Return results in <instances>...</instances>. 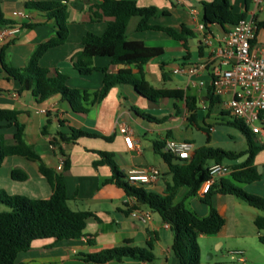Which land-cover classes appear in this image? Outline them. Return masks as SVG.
Here are the masks:
<instances>
[{
    "label": "crops",
    "instance_id": "1",
    "mask_svg": "<svg viewBox=\"0 0 264 264\" xmlns=\"http://www.w3.org/2000/svg\"><path fill=\"white\" fill-rule=\"evenodd\" d=\"M26 1L28 0H1L0 2L4 19L38 22L32 27L19 26L17 33L6 36L0 42V50L3 46L5 47L4 62L13 67L25 66L36 46L55 33L54 20L46 18L42 12L25 8ZM40 1H61L66 5L68 36L64 43L47 49L39 58V64L47 67L50 74L60 72L67 76V85L77 90L78 100L85 111L72 110L69 102L58 94L42 102H36L31 91H19L18 82L6 77L1 64L0 107L19 111L18 120L24 124L25 140L34 146L48 167L58 171L62 167L60 161L65 157L69 160V167L63 172L68 205L73 210L92 211L100 221L88 219L83 231L84 235L79 238L61 241H54L53 238L34 240L28 250L18 254L17 260L21 264H178L170 250L173 238L171 229L165 228L159 215L144 204L142 205L144 208L150 209L149 221L142 223L131 217L125 202L127 195L124 190L114 182H106V179L111 176L110 167L106 164L93 166L92 162L99 158L97 151H107L114 154L118 168L125 174L131 169L155 166L160 172L158 179L144 186L158 194L166 193L172 175L166 162L154 151L153 141L183 137L181 133L188 130L185 129L188 121L186 113L179 106L181 102L170 98L149 100L137 93L130 84L112 87L101 101L96 102L103 73L116 72L123 65L111 63L108 57L96 56L93 58L94 70L90 74L83 75L73 67L72 57L82 48L84 35L88 32L101 34L105 29L106 21L111 17L102 14L98 7L100 0ZM201 1L210 0H135L140 7L155 6L157 8L158 14L149 20L150 23L176 29H180L181 24L189 27L193 34L187 37V50L181 40H176L162 31L135 30L137 17L130 19L126 35L128 39L141 40L148 46H160L163 49L162 55L153 58L143 66L145 79L150 85L157 88H182L188 94L200 97L196 103L198 109L200 107L207 109L209 102L204 88L199 89L191 84L195 90L190 92L188 78L185 81L180 80L184 75L176 74L178 79L171 72L172 66L176 63H195L206 60L212 48L220 44V38L225 34L217 25H211L209 30L205 27L203 30L196 27L198 22H202ZM228 2L234 13L245 12L246 15L253 13L257 22L264 21V1L258 6H255L251 0H228ZM192 8L196 11L194 15L190 13ZM20 13L27 14L29 18H22ZM2 27L0 26V29ZM225 28L229 29L227 26ZM205 32L215 36L213 47L201 43V37ZM255 41L258 45L264 46V24L258 27ZM192 52H197L196 60H192ZM131 71L135 73L137 69L131 67ZM201 76L207 78L206 73H202ZM227 97L228 95L218 97L219 102L208 108V111L210 113L216 111L217 114L224 115L226 110L222 107V103ZM174 103L179 107L178 110L174 108ZM154 104L169 107L170 111L167 114L155 115L150 112ZM41 109H46V112H41ZM141 112L150 113L156 117H168L162 123H155L140 116ZM5 125L6 123H0V132L6 139H11L14 127ZM121 125H127L131 131L133 142L131 148L126 146L123 134L120 132ZM44 127L46 134L42 132ZM69 127L112 136V139L83 137L75 143L64 142L59 139L58 133L69 134ZM209 128L212 129H209L208 141L212 139V132L215 133L212 126ZM54 137L57 138L55 145L50 143ZM188 140L193 144L192 138ZM255 140L257 145L264 143V134L255 135ZM58 147H61L63 153ZM195 148L197 147L193 144L191 153ZM245 158L246 156H242L233 163L242 162ZM213 162V160L206 161L205 167ZM253 164L260 178L251 183H245L242 187L250 193L264 197V147L254 155ZM15 169L26 172L27 178L14 179L11 173ZM219 178L217 177L215 181ZM0 189L8 194H20L30 198H47L51 194V188L38 171L37 163L19 155L6 156L3 159L0 165ZM188 189L187 186H180L174 201H182L199 215H207L209 207L200 200L203 193L198 190L197 193L189 195ZM214 205L225 218V224L218 233L206 236H211L217 246L233 245V248L229 249L230 254L232 250L241 249L246 261L249 259L253 264H261L264 258V246L259 242L258 235L264 231L258 230L253 222L255 216L261 213L260 210L231 194H216ZM201 236L204 235L198 234V239ZM231 239H235L236 242L231 244ZM148 242L151 244L149 251L153 255L152 261L123 257L121 261L96 263L85 261L83 256L123 244L146 247ZM200 261H203L201 247Z\"/></svg>",
    "mask_w": 264,
    "mask_h": 264
},
{
    "label": "trees",
    "instance_id": "2",
    "mask_svg": "<svg viewBox=\"0 0 264 264\" xmlns=\"http://www.w3.org/2000/svg\"><path fill=\"white\" fill-rule=\"evenodd\" d=\"M1 2V0H0ZM202 22L209 30L211 25L219 26L223 32L231 27L240 18L246 16L245 12L234 13L228 0L201 1ZM98 7L102 14L111 17L106 21L105 29L101 34L88 32L82 38V48L72 57V65L83 75L94 70L93 58L105 56L113 64H122L116 72L105 71L102 76V85L96 97V102L101 101L108 91L119 84H130L134 90L145 98L155 101L160 98H170L184 103L187 113L186 120L189 124L197 125V96L188 94L182 88L154 87L145 79L143 66L153 58L163 53L160 46H148L141 40L128 39L126 30L132 17L138 21L135 30H158L170 37L181 40L187 50V37L192 36V31L185 24L180 29L160 24H152L149 20L157 16L155 6L140 7L135 0H100ZM25 8L42 12L46 18H52L55 24L54 35L46 41L39 43L32 53L29 61L23 67H13L4 62L3 46L0 50L1 68L8 79H14L19 84V91L29 90L36 102H42L48 97L58 94L67 100L74 111L84 112L78 100L77 90L67 85V76L56 72L50 74L49 69L39 64V58L49 48L65 42L68 36L67 9L61 1L28 0ZM164 13V12H163ZM38 22H17L6 20L0 8V26L18 25L32 27ZM263 22H258V27ZM131 67L137 71L133 73ZM206 98L211 108L219 102L218 96L211 93L210 86L204 87ZM174 108L178 106L174 103ZM17 109L0 107V123L13 126L14 132L11 139H6L0 132V165L6 156L19 155L30 161H35L38 171L44 176L51 188L47 198H30L20 194H8L0 189V202L9 209L0 211V264H21L18 254L28 250L32 242L42 238H53L54 241L75 239L84 235V228L88 219L100 221L98 216L89 210H73L68 205V197L64 182L63 172L69 167V160L63 159L60 170L55 171L48 167L34 146L24 137V124L18 120ZM143 118L162 123L168 116L156 117L150 113H139ZM232 125L236 126L245 135L248 147L240 152L226 151L221 148L199 146L187 158L177 157L164 149L163 140H154L153 149L168 165L172 175L171 183L167 185L164 194H158L145 188V184H134L127 180V175L121 171L114 159V154L107 151H97L99 158L92 162L93 166L106 164L110 167L111 176L106 182H114L120 186L127 196H135L138 202L147 205L155 211L162 222H167L172 231L171 253L178 264H200V246L198 234L213 235L220 231L225 224V218L217 211L214 205L216 194H231L247 204L260 210L253 222L258 230L264 231V197L246 191L240 184L251 183L260 178L253 158L256 152L264 147V143L257 145L254 142L255 134L242 122L233 118ZM209 135V128L197 125ZM3 127V125L1 126ZM46 134L45 127L42 130ZM60 140L75 143L83 137H101L111 140L112 136H103L92 131L69 127V134L58 133ZM55 138L50 143L55 145ZM59 151L63 153L61 147ZM246 156L245 160L231 166V171L226 176L212 182L200 200L209 207L207 215H199L184 202H175L174 197L180 186H187L188 194L193 195L200 189L201 184L208 178L206 161L222 162L224 159L237 160ZM16 180H25L26 172L15 169L11 173ZM258 240L264 246V233L258 235ZM151 244L146 247L130 246L123 244L101 251L84 254L85 261L105 263L111 260L121 261L123 257L138 260L152 261L153 255L149 251Z\"/></svg>",
    "mask_w": 264,
    "mask_h": 264
},
{
    "label": "built area",
    "instance_id": "3",
    "mask_svg": "<svg viewBox=\"0 0 264 264\" xmlns=\"http://www.w3.org/2000/svg\"><path fill=\"white\" fill-rule=\"evenodd\" d=\"M255 6L260 5L264 0H251ZM195 14V9H190ZM24 19L29 16L20 13ZM198 29L203 30L202 22L196 24ZM18 25L4 26L0 29V42L8 35L19 31ZM258 22L254 14L240 18L236 24L229 27L220 38V44L213 47L215 36L205 32L201 37V43L213 47L212 51L204 61L195 63H176L172 66L171 72L184 75L188 78L189 84L202 89L208 83L212 95L228 97L223 100L222 107L228 108L234 118L242 122L255 135L264 134V46L256 43V32ZM206 73L207 78L202 77ZM184 105V103L182 102ZM203 103H201L202 105ZM203 108H205L202 105ZM46 112V109H41ZM212 129V128H209ZM127 147H132V134L127 125L120 126ZM164 149L169 153L180 157H189L193 144L184 139L166 138ZM63 160L60 161L62 165ZM231 166L224 162H213L207 166L208 178L201 184L200 192L204 193L209 185L217 177L229 174ZM127 180L134 184H149L155 182L159 175V169L155 166H148L143 169H131L127 173ZM129 215L134 219L146 223L150 219V209L144 208L135 196H127L126 200ZM165 228H169L167 222H163ZM237 256L240 264H248L243 250L231 251Z\"/></svg>",
    "mask_w": 264,
    "mask_h": 264
},
{
    "label": "rangeland",
    "instance_id": "4",
    "mask_svg": "<svg viewBox=\"0 0 264 264\" xmlns=\"http://www.w3.org/2000/svg\"><path fill=\"white\" fill-rule=\"evenodd\" d=\"M190 40L194 41L193 38H190ZM197 57V52H192V60H196ZM173 75H175L179 79L176 74ZM186 79V76H182L180 80L185 81ZM180 82H178V84H181ZM188 87L190 92H193L195 90L191 84H189ZM197 98V100H200L199 96H197ZM179 106L181 107V110L185 112L184 105L182 104V102ZM225 110L226 113L224 115L217 114L216 111L210 113V111H208V108L202 109L200 107L197 110V125L207 128L212 126L213 129H215V133L212 132L213 136L210 141H206L207 134L204 130H202L195 124L188 123L185 128L188 130L186 132L181 133L183 136L181 137V139L187 138L186 140H191L192 138L193 144L196 147L206 145L213 148H221L226 151L231 150L232 152H240L245 150L248 147L247 139L245 135L241 132V130H239V128L231 124L234 117L229 112V109L225 108ZM169 111V107L161 106L159 104H154L150 110V112L155 115L167 114ZM254 142H256L255 137ZM233 162H235V160L224 159V163L230 166L234 164ZM240 186H243V184H240ZM1 209L8 210L9 208L0 202V210ZM230 242L231 244H234L236 240L231 239ZM198 244L201 247V258L203 260L200 261V264H240L237 260V256H234L229 252V249L233 248V245L228 246L227 244H224L222 246H217V244L214 243L213 238H211V236L206 235L201 236L198 239ZM247 263L253 264V262H251L249 259H247ZM261 264H264V258L261 260Z\"/></svg>",
    "mask_w": 264,
    "mask_h": 264
},
{
    "label": "water",
    "instance_id": "5",
    "mask_svg": "<svg viewBox=\"0 0 264 264\" xmlns=\"http://www.w3.org/2000/svg\"><path fill=\"white\" fill-rule=\"evenodd\" d=\"M121 65H122V64H121ZM207 86H208V83L205 84V87H207Z\"/></svg>",
    "mask_w": 264,
    "mask_h": 264
}]
</instances>
